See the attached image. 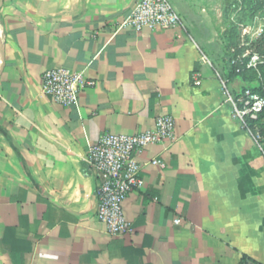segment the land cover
<instances>
[{"label": "crops", "instance_id": "1", "mask_svg": "<svg viewBox=\"0 0 264 264\" xmlns=\"http://www.w3.org/2000/svg\"><path fill=\"white\" fill-rule=\"evenodd\" d=\"M139 1L0 0V264H264V159L218 79L237 99L263 71L231 78L209 0H170L182 26L158 32L124 26ZM57 68L96 83L78 107L42 95ZM162 115L176 140L138 156L132 232L111 236L90 148Z\"/></svg>", "mask_w": 264, "mask_h": 264}, {"label": "built area", "instance_id": "2", "mask_svg": "<svg viewBox=\"0 0 264 264\" xmlns=\"http://www.w3.org/2000/svg\"><path fill=\"white\" fill-rule=\"evenodd\" d=\"M124 26L137 32L146 29L158 32L180 27L182 20L170 0H140ZM229 64L237 75L259 72L264 68V54L256 51L234 53ZM218 79L228 102L233 104V118L254 139L264 159V134L258 125L264 115V95L247 89L235 99L228 88L229 80L220 76ZM193 81L195 86L202 85L198 75ZM95 85L83 72L57 68L44 72L41 91L54 105L76 108L81 94ZM175 140V120L170 115H162L155 120L154 127L144 133L131 136L106 134L90 148L87 161L98 181L96 217L106 226L108 234L124 236L132 232V225L124 213V203L144 186L138 156L150 145ZM153 164L163 167L159 160Z\"/></svg>", "mask_w": 264, "mask_h": 264}, {"label": "rangeland", "instance_id": "3", "mask_svg": "<svg viewBox=\"0 0 264 264\" xmlns=\"http://www.w3.org/2000/svg\"><path fill=\"white\" fill-rule=\"evenodd\" d=\"M226 56L264 52V0H209Z\"/></svg>", "mask_w": 264, "mask_h": 264}, {"label": "trees", "instance_id": "4", "mask_svg": "<svg viewBox=\"0 0 264 264\" xmlns=\"http://www.w3.org/2000/svg\"><path fill=\"white\" fill-rule=\"evenodd\" d=\"M260 53H263L264 54V52H260ZM261 71H263V74H264V68H262L261 69ZM252 73H254V72H245V73H242V74H240V75H237V74H235V72L231 69V78H233V77H238V76H245V75H249V74H252ZM252 76V78H255V76L254 75H251ZM230 78V79H231ZM250 90H252V91H254V92H256V93H259L260 95H264V88H261V87H259V88H250ZM264 116V115H263ZM262 132H263V134H264V131L262 130ZM4 135H5V137L9 140V136H8V134L6 133V132H4Z\"/></svg>", "mask_w": 264, "mask_h": 264}, {"label": "water", "instance_id": "5", "mask_svg": "<svg viewBox=\"0 0 264 264\" xmlns=\"http://www.w3.org/2000/svg\"><path fill=\"white\" fill-rule=\"evenodd\" d=\"M1 55H2V57H3V52H1Z\"/></svg>", "mask_w": 264, "mask_h": 264}]
</instances>
